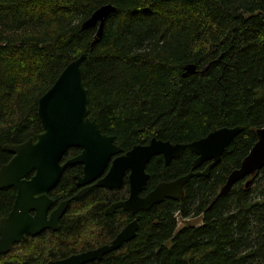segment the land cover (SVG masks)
I'll return each instance as SVG.
<instances>
[{
    "label": "trees",
    "instance_id": "trees-1",
    "mask_svg": "<svg viewBox=\"0 0 264 264\" xmlns=\"http://www.w3.org/2000/svg\"><path fill=\"white\" fill-rule=\"evenodd\" d=\"M108 4L117 12L92 47L97 27L83 24ZM82 55L89 117L123 153L154 138L189 144L222 128L243 131L209 176L189 181L183 200L106 216L129 197L128 178L118 190L94 187L70 203L58 232L28 237L0 264H47L96 249L137 218L135 239L87 264H264V168L221 193L264 127V0H0V169L13 158L8 145L42 132L39 100ZM189 65L197 73L185 77ZM81 151L70 149L64 161ZM196 158L186 150L166 166L154 157L143 195L188 175ZM82 174V165L65 169L50 193L56 206L81 191ZM16 195L0 191V221Z\"/></svg>",
    "mask_w": 264,
    "mask_h": 264
},
{
    "label": "water",
    "instance_id": "water-1",
    "mask_svg": "<svg viewBox=\"0 0 264 264\" xmlns=\"http://www.w3.org/2000/svg\"><path fill=\"white\" fill-rule=\"evenodd\" d=\"M116 12L117 8L111 4L102 6L83 24V29L97 27L92 47L101 40L106 21ZM84 59L85 55H82L68 65L53 87L39 100L38 116L42 132L35 139L6 147L13 158L0 169V191L14 188L17 195L10 214L0 221V255L8 254L14 245L26 242L28 237L40 236L46 231L58 232L60 221L71 202L83 198L94 187L109 191L121 189L126 177L129 197L107 208L106 216H112L118 210L137 216L166 200H183L184 188L189 181L209 176L234 138L243 131L242 127L222 128L189 144H172L154 138L148 145H137L123 153L115 144L116 138L104 134L98 122L89 117V93L82 69ZM185 71L184 76L188 77L196 74L197 68L189 65ZM257 134L258 142L240 169L229 176L221 193L227 192L239 181L255 177L264 168V127ZM73 148L82 151L64 161ZM186 150L197 156L192 171L174 181L162 182L143 195L150 178L146 168L151 160L162 156L168 166ZM205 163L210 164L203 172L196 171ZM76 165L83 167V174L76 176L81 191L56 206L50 193L58 186L65 169ZM138 228L139 218L127 225L111 243L47 264L100 261L135 239Z\"/></svg>",
    "mask_w": 264,
    "mask_h": 264
},
{
    "label": "rangeland",
    "instance_id": "rangeland-1",
    "mask_svg": "<svg viewBox=\"0 0 264 264\" xmlns=\"http://www.w3.org/2000/svg\"><path fill=\"white\" fill-rule=\"evenodd\" d=\"M190 223L199 225L201 224V220H192Z\"/></svg>",
    "mask_w": 264,
    "mask_h": 264
},
{
    "label": "flooded vegetation",
    "instance_id": "flooded-vegetation-1",
    "mask_svg": "<svg viewBox=\"0 0 264 264\" xmlns=\"http://www.w3.org/2000/svg\"><path fill=\"white\" fill-rule=\"evenodd\" d=\"M56 207V206H55ZM61 222V221H60Z\"/></svg>",
    "mask_w": 264,
    "mask_h": 264
},
{
    "label": "bare ground",
    "instance_id": "bare-ground-1",
    "mask_svg": "<svg viewBox=\"0 0 264 264\" xmlns=\"http://www.w3.org/2000/svg\"><path fill=\"white\" fill-rule=\"evenodd\" d=\"M86 22V21H85Z\"/></svg>",
    "mask_w": 264,
    "mask_h": 264
}]
</instances>
